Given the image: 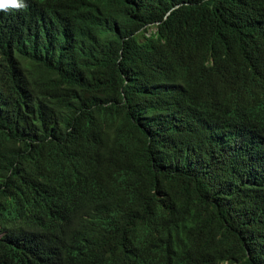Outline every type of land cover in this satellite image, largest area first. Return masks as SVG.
Wrapping results in <instances>:
<instances>
[{"label":"trees","instance_id":"obj_1","mask_svg":"<svg viewBox=\"0 0 264 264\" xmlns=\"http://www.w3.org/2000/svg\"><path fill=\"white\" fill-rule=\"evenodd\" d=\"M0 19V264H264V0H29Z\"/></svg>","mask_w":264,"mask_h":264},{"label":"clouds","instance_id":"obj_2","mask_svg":"<svg viewBox=\"0 0 264 264\" xmlns=\"http://www.w3.org/2000/svg\"><path fill=\"white\" fill-rule=\"evenodd\" d=\"M29 0H0V19L7 18L10 13H17L27 6Z\"/></svg>","mask_w":264,"mask_h":264}]
</instances>
